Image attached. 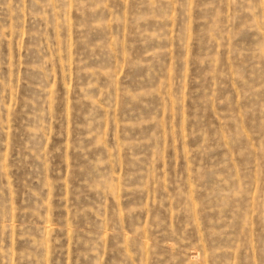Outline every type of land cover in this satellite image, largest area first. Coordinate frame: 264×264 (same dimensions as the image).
Returning <instances> with one entry per match:
<instances>
[{
	"label": "rangeland",
	"instance_id": "rangeland-1",
	"mask_svg": "<svg viewBox=\"0 0 264 264\" xmlns=\"http://www.w3.org/2000/svg\"><path fill=\"white\" fill-rule=\"evenodd\" d=\"M0 264H264V0H0Z\"/></svg>",
	"mask_w": 264,
	"mask_h": 264
}]
</instances>
